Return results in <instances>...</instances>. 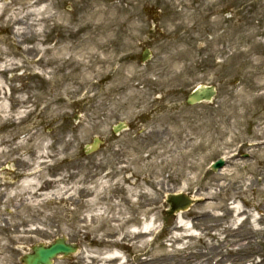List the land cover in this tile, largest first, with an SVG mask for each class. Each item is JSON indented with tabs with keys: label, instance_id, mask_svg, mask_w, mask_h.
Wrapping results in <instances>:
<instances>
[{
	"label": "rangeland",
	"instance_id": "rangeland-1",
	"mask_svg": "<svg viewBox=\"0 0 264 264\" xmlns=\"http://www.w3.org/2000/svg\"><path fill=\"white\" fill-rule=\"evenodd\" d=\"M263 52L264 0H0V264L61 236L80 250L54 264H233L236 221L264 264ZM171 193L199 200L188 231Z\"/></svg>",
	"mask_w": 264,
	"mask_h": 264
},
{
	"label": "water",
	"instance_id": "water-1",
	"mask_svg": "<svg viewBox=\"0 0 264 264\" xmlns=\"http://www.w3.org/2000/svg\"><path fill=\"white\" fill-rule=\"evenodd\" d=\"M148 50H145L142 54V61L148 58ZM215 96L214 87L200 86L193 91L187 99V103L192 105L202 101H210ZM123 125H119L113 128L114 133L121 130ZM98 146V140L95 139L92 145L85 148L86 153L94 151ZM224 166V161L219 159L216 163L211 165V169L216 171ZM166 203L169 205L168 210L165 211L167 215H173L174 213L182 210H186L192 201L182 194H170L166 197ZM77 250L75 245L66 243L65 238H58L49 246L42 244L35 245L31 248L32 253L22 257L21 262L23 264H52V260L58 256L65 258L69 257Z\"/></svg>",
	"mask_w": 264,
	"mask_h": 264
},
{
	"label": "bare ground",
	"instance_id": "bare-ground-1",
	"mask_svg": "<svg viewBox=\"0 0 264 264\" xmlns=\"http://www.w3.org/2000/svg\"><path fill=\"white\" fill-rule=\"evenodd\" d=\"M207 199V198H206ZM261 209L260 212H264V202L261 203ZM232 212H234V215L236 217V219L239 218L240 214H241V209L238 205H234L231 209ZM182 214H177V222H176V227L175 229L179 230V231H188L190 230V226H188L185 221H183V218L181 216ZM213 218L216 217H220V216H211ZM223 217V216H221ZM220 217V218H221ZM196 222L199 221L198 218L194 219ZM252 222L254 223V225L256 226L257 224V220L253 219ZM217 225H221V223H217ZM235 227H231L229 230L225 231L223 234L225 235L224 239L226 238H230L231 241L228 242L230 245L228 247V254L231 256L232 260H230L233 264H240L242 262H244L246 260V257L243 255L244 253L242 252L243 250H245L248 245H250V243L253 241V237H252V228H250V233H248L247 231L243 230V226H242V222L236 221L235 222ZM210 229V227H209ZM152 230V223H145L141 228L139 229H133V235L138 236V237H144L146 234L150 233V231ZM254 231H259V229L255 228ZM186 237H192V235H185ZM180 237H183V235H176L175 237H173L175 239V241H177V239H179ZM222 243H224V240H222ZM227 243V241L225 242ZM184 249V248H183ZM105 258L108 259L109 263L116 261L119 258V255L117 253H108ZM175 261V260H174ZM177 261H181L175 264H185L186 258L182 257V260L177 259ZM167 262H173V260L169 259L167 261H165V263ZM164 264V263H162ZM197 264V263H194ZM200 264H204V262L200 263Z\"/></svg>",
	"mask_w": 264,
	"mask_h": 264
}]
</instances>
